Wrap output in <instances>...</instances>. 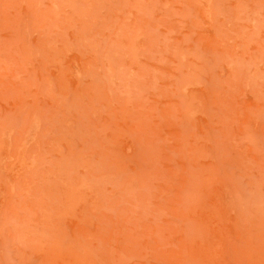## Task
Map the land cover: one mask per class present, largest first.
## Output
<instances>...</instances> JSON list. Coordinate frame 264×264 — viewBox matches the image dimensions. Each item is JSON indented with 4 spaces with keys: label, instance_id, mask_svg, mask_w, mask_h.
Returning a JSON list of instances; mask_svg holds the SVG:
<instances>
[{
    "label": "rangeland",
    "instance_id": "rangeland-1",
    "mask_svg": "<svg viewBox=\"0 0 264 264\" xmlns=\"http://www.w3.org/2000/svg\"><path fill=\"white\" fill-rule=\"evenodd\" d=\"M0 264H264V0H0Z\"/></svg>",
    "mask_w": 264,
    "mask_h": 264
}]
</instances>
